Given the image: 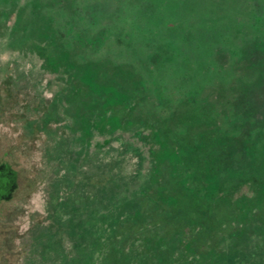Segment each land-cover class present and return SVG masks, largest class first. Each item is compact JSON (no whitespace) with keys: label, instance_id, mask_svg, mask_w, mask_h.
Here are the masks:
<instances>
[{"label":"rangeland","instance_id":"1","mask_svg":"<svg viewBox=\"0 0 264 264\" xmlns=\"http://www.w3.org/2000/svg\"><path fill=\"white\" fill-rule=\"evenodd\" d=\"M82 80V104L120 103L90 143L80 129L102 107L58 96ZM234 131L264 145V0H0V264H37L49 239L41 261L68 264L76 222L91 233L73 264H135L149 247L168 259L148 264H200L217 229L239 225L220 202L264 175L260 148L256 163L241 145L202 162Z\"/></svg>","mask_w":264,"mask_h":264},{"label":"trees","instance_id":"2","mask_svg":"<svg viewBox=\"0 0 264 264\" xmlns=\"http://www.w3.org/2000/svg\"><path fill=\"white\" fill-rule=\"evenodd\" d=\"M39 49V48H38ZM60 52L55 49L54 47L52 48L51 51H49L48 48V56L46 57V62H48L49 64L51 63L52 65H56L58 68L60 67V65L58 66V63L60 64L61 60L63 59L62 57H60ZM58 62V63H57ZM50 64V65H51ZM83 84L86 87L80 86V85H76V87H74L75 85H73L70 89V92L67 93L66 96L60 95L59 93V98H60V102L65 103V104H71L73 107H77L79 108V104H81L82 106H86L87 109H90L92 111H97L98 109H100V107H102V109H100V113H104L106 115L105 121H99L98 119H94V118H90L87 121V125L85 127H81V132L83 133L82 135H84V137H86L88 143L91 142V140L93 139L92 137L94 136V130H100L101 132H103L104 130H101L100 128L103 127L105 128L106 125H104V123L107 122V119L113 118V115L117 114L116 111H114L115 108L120 106L119 102H114L112 104H110L107 108H105L104 106V101L102 99V97L100 96V94H98V97H94L93 96V100L90 104L89 107H87V102L85 103H81L83 100V97L86 96L88 93L86 92V88L87 86H89V83L85 80H82ZM84 90H83V89ZM64 110H66V107H64L65 105H62ZM69 106V105H68ZM67 106V107H68ZM81 106V107H82ZM94 106H97L96 108H94ZM98 108V109H97ZM116 110V109H115ZM112 111V112H111ZM66 113V112H65ZM66 115H68L66 113ZM112 116V117H108V116ZM81 117V116H80ZM85 117V116H84ZM86 118V117H85ZM84 118V119H85ZM73 119V118H72ZM76 119L74 118V121ZM244 120L240 121L237 120L235 122L236 125L242 124ZM245 122V121H244ZM100 124V126H99ZM120 128V126H116L111 132V134L113 132H116L118 129ZM229 128V127H228ZM235 132V131H234ZM93 135V136H92ZM88 137V138H87ZM228 137V136H227ZM237 142V144H234V142ZM241 145V149L240 151H238L239 153L237 155H240V158L242 156H248L249 158L252 159V163H256L258 160V157L255 155L256 153L260 152V149H264V145L262 147L259 146V143H255L252 142V140L250 139L249 135L244 136L243 134H235L232 136V139L229 138L227 141H223L220 144H216L214 145V147L218 150V154L214 155H209V156H205L202 160V162L205 160L207 162H209V160H213L214 159H218L221 160V158L223 156L224 160L227 161V164H229V162L231 161L232 158V151L231 148H234L235 150H237V146ZM258 148V149H257ZM260 148V149H259ZM225 149V153H221L222 150ZM230 149V151L228 152V150ZM228 152V153H227ZM242 155V156H241ZM262 158L264 161V153L261 154ZM242 159V158H241ZM257 159V160H256ZM185 160H190L185 158ZM193 160V159H192ZM210 160V162H212ZM181 162V161H180ZM155 166H157V162L154 163ZM223 169V168H222ZM206 173H205V179L208 180L211 176H212V169L211 167H206ZM0 171V182L4 181V185L2 187H0V191L2 190H8V185H7V181L9 180L10 185L11 186V178H8L6 173ZM261 175L263 174H257L256 176H251L249 179L246 180H250L253 181L255 184V190L254 193L252 195V197H241L240 199H234L232 195L229 196V194H233L236 193V189L239 188V186L241 185L242 180L239 182V186L236 189L231 190L227 197L224 198L221 195H217V197L213 198L214 199H219V198H224L226 199L225 202H220V204H223V206L225 205H233L236 206L237 209H239L240 214L237 218V222H239V225L237 227V229L235 231H231L228 226L225 223V226L223 225L222 229H217V232L215 233V236L217 237V241L215 243L214 246L209 247V249H204L203 252H201V255H199L201 259L200 264H213L218 262V261H223L224 264H264V215L261 214V209L264 203V193L262 191V189H264V175L261 177ZM259 176V177H258ZM214 177V176H213ZM212 177V178H213ZM1 184V183H0ZM1 186V185H0ZM10 189V187H9ZM219 205V204H218ZM218 207V206H217ZM216 207V208H217ZM217 210L216 212H213L214 215V219L219 220V215H217ZM60 220V219H59ZM61 222V221H60ZM77 223V230H75L74 234H73V250L74 254H72L69 259L65 260L68 261V264H73V262L76 260H79L82 258V256H80V258L78 257L77 254V250L80 248L82 242L78 241L77 236L81 235V236H86L89 234L90 230H81L80 227L83 226L84 224H81V226H78L79 223ZM238 224V223H237ZM87 225V222H86ZM91 225V224H90ZM214 230V228L212 229ZM44 231V230H40V233ZM45 233V231H44ZM91 233V232H90ZM258 234L259 238L257 240V242H254L251 240L250 241V235H256ZM59 235V234H58ZM46 236L47 234H43L41 235V239L44 237L46 240ZM54 236V235H53ZM50 243H57V241H52L51 239H49L47 242H44V244L42 243V251H41V257L42 258H34L33 261L36 262L37 264H44L41 260L42 259H47L49 255H47V250L46 248L48 247V245ZM59 243V242H58ZM36 245H38V243H36ZM60 248V247H58ZM150 251L145 252L143 254V252L140 255H137V259L139 261L135 262V264H148L150 263L151 259H155L159 260L160 263L162 262H166V260L168 259L166 252H160L157 253L156 250H154L152 247L148 248ZM159 250V249H158ZM164 250L163 248L160 249ZM53 253L55 254L56 249L52 250ZM171 252V249H170ZM169 252V258L171 256V253ZM51 255V254H50ZM54 257V256H53ZM78 257V258H77ZM86 257L92 258V255L89 254V252H86ZM77 258V259H76ZM131 259V258H130ZM130 259L127 262L128 264H133L132 262L130 263ZM150 259V261H149ZM69 260H73V261H69ZM90 260V259H89ZM164 260V261H161ZM75 261V262H76ZM184 263L181 264H188L190 262V260L185 259ZM47 264H58L57 262H54V260L50 263ZM63 264H67L66 262ZM154 264V263H152ZM193 264V263H192ZM197 264V263H196Z\"/></svg>","mask_w":264,"mask_h":264},{"label":"flooded vegetation","instance_id":"3","mask_svg":"<svg viewBox=\"0 0 264 264\" xmlns=\"http://www.w3.org/2000/svg\"><path fill=\"white\" fill-rule=\"evenodd\" d=\"M0 171H2L3 173L5 172L7 177L11 178V180H12V171H11V169L9 167H7L6 164H0Z\"/></svg>","mask_w":264,"mask_h":264}]
</instances>
